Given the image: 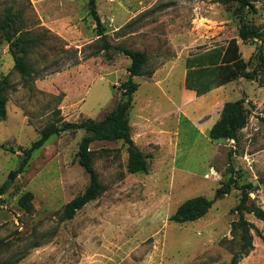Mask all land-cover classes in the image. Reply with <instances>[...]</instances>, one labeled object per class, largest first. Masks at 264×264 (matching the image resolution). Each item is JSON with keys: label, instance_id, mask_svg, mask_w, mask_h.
<instances>
[{"label": "rangeland", "instance_id": "374dc122", "mask_svg": "<svg viewBox=\"0 0 264 264\" xmlns=\"http://www.w3.org/2000/svg\"><path fill=\"white\" fill-rule=\"evenodd\" d=\"M8 5L24 10L26 30L40 43L27 56L31 76L24 78L0 40L7 99L0 119V188L10 184L0 197V264H230L240 252L231 232L239 189L216 200L197 221L178 224L169 218L187 199H214L231 170L241 176L238 187L254 185L250 199L264 210V69L255 80L240 78L213 96H189L192 91L184 87L188 56L237 38L236 4L95 0L109 43L148 57L145 74L151 75L134 78L140 86L129 115L131 141L145 156L148 172H128L123 141L93 142V167L103 192L71 220L62 219L63 208L89 184L75 159L87 133L69 130L50 137L20 172L23 151L51 123L107 115L122 98L130 61L114 50L110 59L103 52L95 55L101 43L88 0H0V13ZM255 8L244 20L264 28V0ZM238 44L253 68L264 43L238 39ZM242 97L249 118L238 140H210L206 128L226 102ZM25 193L32 198H23ZM245 218L264 237V222L252 214ZM251 235L252 248L239 255L238 264H264V243L254 229Z\"/></svg>", "mask_w": 264, "mask_h": 264}, {"label": "trees", "instance_id": "16d2710c", "mask_svg": "<svg viewBox=\"0 0 264 264\" xmlns=\"http://www.w3.org/2000/svg\"><path fill=\"white\" fill-rule=\"evenodd\" d=\"M256 2L257 0H220L221 4L228 5L234 3L237 6L236 17L239 21L237 38L228 40L223 46L214 47L187 58L185 63V89L194 91L197 96H202L215 88L234 82L240 78L247 80H255L257 78L258 71L264 69V54L260 50H257V63L253 68L249 69L251 62H246L241 57L238 44V39L244 44L249 40H258L264 43V28L244 20L246 13L256 11ZM88 8L89 14L95 23L98 42L101 43V47L95 52V55L103 52L105 57L110 59V51L114 50L130 61L127 67V80L120 86L122 98L101 120L85 119L78 123L62 122L60 125L51 123L45 126L40 131L39 138L23 151L19 167V171H23L30 161L32 154L41 149L50 137L69 130L76 131L82 129L87 133L79 142L75 159L88 174L89 184L81 195L76 196L65 204L61 215L64 220L73 219L77 211L96 200L103 192L98 174L93 167V152L90 150V145L93 142L123 141L127 144L128 172L131 174L148 172L145 156L133 144L128 145V142L131 140L129 115L133 106L134 94L140 86L134 81V78L144 75L149 77L151 75L150 73L145 74L148 57L143 51L110 44L101 18L97 13L95 0H88ZM23 12V9L15 10L11 5L3 9L2 13H0V40L8 45L9 53L14 61V69L22 77L29 78L31 72L27 56L31 49L40 43V40L34 37L29 30H26ZM5 86L6 82L0 78V119H3L6 115L5 106L7 99L4 92ZM244 103L245 98L242 97L237 101L226 102L224 104L219 119L208 132L210 140H232L234 142L238 140L239 133L246 127L249 118ZM230 173L229 180L223 182L216 189L214 199L210 200L204 196L187 199L177 207L169 220L178 224L197 221L208 213L216 200L230 194L232 189H239L241 191L240 200L233 210L238 215V220L232 224L231 232L233 236L238 238L240 252L239 254H235L230 262V264H238L239 255L248 254L252 248L251 230L254 229L260 235L258 230L246 220L245 214H252L256 219L264 222V210L257 207L250 199L249 194L255 189L254 185L248 183L238 187L237 179L241 176L234 170H231ZM9 185V182H6L0 188V197L8 191ZM26 197L31 199L32 194L25 193L23 198ZM260 237L264 243V237L261 235Z\"/></svg>", "mask_w": 264, "mask_h": 264}, {"label": "crops", "instance_id": "0c3cea01", "mask_svg": "<svg viewBox=\"0 0 264 264\" xmlns=\"http://www.w3.org/2000/svg\"><path fill=\"white\" fill-rule=\"evenodd\" d=\"M226 43H227V42H226ZM222 46H223V45H222ZM213 48H214V47H213ZM189 57H191V56H188L187 58H189ZM187 58H186V59H187ZM185 63H186V60H185ZM184 66H185V65H184ZM155 75H156V73H154V74L152 75V77H151L152 80L155 79ZM185 75H186V68H185ZM184 80H185V77H184ZM231 83H232V82H231ZM231 83H228V84H226V85H223V86H220V87H218V88H215V89L211 90L210 92H208L207 94L213 96V94L216 93V91H218V90H220V89H222V88L227 87V86L230 85ZM154 85H156V84H154ZM194 93H195V92L192 91L191 93H188V94H189V96H193ZM207 94H205V95H207ZM195 95H196V93H195ZM205 95H202V96H197V95H196L195 97H196V98H202V97L205 96ZM203 98H204V97H203ZM215 100H216V97L212 99V103L215 102ZM214 124H215V122H214L211 126H209L208 128H206L207 131H209V130L211 129V127H212ZM206 129H205V130H206Z\"/></svg>", "mask_w": 264, "mask_h": 264}, {"label": "water", "instance_id": "95a60500", "mask_svg": "<svg viewBox=\"0 0 264 264\" xmlns=\"http://www.w3.org/2000/svg\"><path fill=\"white\" fill-rule=\"evenodd\" d=\"M131 144H132V141L130 140V141L128 142V145L130 146ZM15 175H16V174H15L14 172H11V173L9 174V179L12 180V179L14 178Z\"/></svg>", "mask_w": 264, "mask_h": 264}]
</instances>
